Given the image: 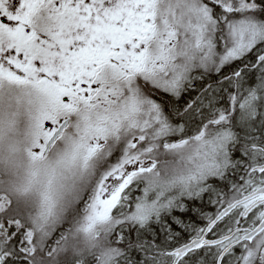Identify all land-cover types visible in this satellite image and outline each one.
Listing matches in <instances>:
<instances>
[{
  "label": "snow or ice",
  "instance_id": "snow-or-ice-1",
  "mask_svg": "<svg viewBox=\"0 0 264 264\" xmlns=\"http://www.w3.org/2000/svg\"><path fill=\"white\" fill-rule=\"evenodd\" d=\"M0 264H264V0H0Z\"/></svg>",
  "mask_w": 264,
  "mask_h": 264
}]
</instances>
